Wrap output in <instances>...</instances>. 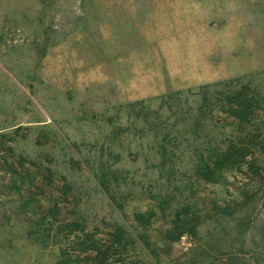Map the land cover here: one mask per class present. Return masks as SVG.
Masks as SVG:
<instances>
[{
  "label": "rangeland",
  "instance_id": "1",
  "mask_svg": "<svg viewBox=\"0 0 264 264\" xmlns=\"http://www.w3.org/2000/svg\"><path fill=\"white\" fill-rule=\"evenodd\" d=\"M128 121V147L107 150ZM210 156H227L224 184L199 178ZM101 159L129 216L167 181L194 185L175 197L197 219L164 263L264 264V0H0V264H55L70 228L107 236Z\"/></svg>",
  "mask_w": 264,
  "mask_h": 264
},
{
  "label": "trees",
  "instance_id": "2",
  "mask_svg": "<svg viewBox=\"0 0 264 264\" xmlns=\"http://www.w3.org/2000/svg\"><path fill=\"white\" fill-rule=\"evenodd\" d=\"M211 87H213V85L203 86L196 94H199L200 90L203 88L202 94L204 101H206V97L211 94H219V91H214V93L213 91L212 93L209 92ZM245 92H243L242 95H245ZM170 94L171 93H168L166 97H170ZM184 102L185 99L184 101L183 99H179V105H177L166 101L170 114L175 113L178 106L183 105ZM159 110L160 108L149 109V113L158 114ZM231 112L241 120L253 114V110L245 98H238L236 101V108L231 109ZM160 124L161 123L156 124L154 127L156 129L155 131L153 130L154 139L158 136L159 129L162 128ZM132 125H134L132 121H128L123 125L120 124V131L116 137L111 143L109 142L106 144L107 150H111V146L116 144L120 147H128V143L126 145L125 142L129 140V138L125 136H127V134L130 135L133 131ZM144 127L145 126L140 127V129L142 130ZM151 130L152 129L146 128L145 132H150ZM167 137H169L168 134L164 136L163 141L162 138H159V140L156 138L154 140L159 149H162L161 152L160 150L157 152L160 155L163 154V156L166 152L165 140H167ZM119 157H121V155H119ZM173 157H176L175 152H173L172 155L166 156V158L164 156L162 162L173 161ZM227 160L228 158L225 156L221 161H219L218 158L213 161L210 156L207 161L203 163L204 161L201 157L203 167L198 170L199 178L203 180L204 183L214 185L224 184ZM98 162L102 165V168L98 167L101 171L100 175H98V173L95 174V176L98 177L97 186L101 188L105 197L108 196L107 201L109 202L113 214H115L111 230L107 232L106 237L95 238L92 233L83 232L78 234L70 228L64 239L66 246L63 247L62 245L59 247L55 264H170V262L164 263L163 258L171 255L172 244L177 242L184 233L183 227L185 224L191 220L194 221L197 219L195 211H193L189 204L181 208L179 201L176 200L175 194L183 192L184 189L191 190L194 185L192 183L183 184L181 181H167V185L164 186L166 192L161 197L157 196V209L133 211L132 215L129 216L125 207V201L115 197L112 184L107 180V176L114 174L112 173L113 171L111 170L109 159H101ZM213 205V210L215 212L220 211L224 213L228 210V207L222 206L219 203H214ZM42 210L39 214V224L46 218V212ZM167 210L169 212L168 215H166ZM168 216L169 226L167 230L160 232L157 240L152 242L146 230L147 226L151 224L152 219H158V217L167 218ZM129 220L136 223V228L133 223H129ZM73 223L74 226L77 225L76 222ZM58 236H60L59 233Z\"/></svg>",
  "mask_w": 264,
  "mask_h": 264
}]
</instances>
